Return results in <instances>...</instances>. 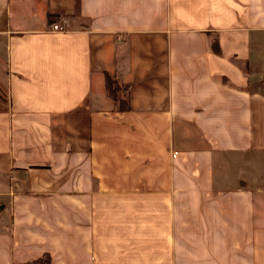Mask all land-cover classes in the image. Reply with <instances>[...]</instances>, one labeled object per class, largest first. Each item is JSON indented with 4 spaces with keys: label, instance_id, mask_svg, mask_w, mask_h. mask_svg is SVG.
I'll use <instances>...</instances> for the list:
<instances>
[{
    "label": "crops",
    "instance_id": "0c3cea01",
    "mask_svg": "<svg viewBox=\"0 0 264 264\" xmlns=\"http://www.w3.org/2000/svg\"><path fill=\"white\" fill-rule=\"evenodd\" d=\"M0 14V264H264V0Z\"/></svg>",
    "mask_w": 264,
    "mask_h": 264
},
{
    "label": "trees",
    "instance_id": "16d2710c",
    "mask_svg": "<svg viewBox=\"0 0 264 264\" xmlns=\"http://www.w3.org/2000/svg\"><path fill=\"white\" fill-rule=\"evenodd\" d=\"M107 86H108V90H110L109 91V93L112 95V96H114L115 95V86L113 85V82L108 78L107 79ZM124 101V102H123ZM123 101H121L122 103H123V106L125 105V107L124 108H122V106H121V108L122 109H128V105H127V101H126V99L125 100H123ZM120 105H122V104H120Z\"/></svg>",
    "mask_w": 264,
    "mask_h": 264
},
{
    "label": "built area",
    "instance_id": "2783aa9c",
    "mask_svg": "<svg viewBox=\"0 0 264 264\" xmlns=\"http://www.w3.org/2000/svg\"><path fill=\"white\" fill-rule=\"evenodd\" d=\"M53 30H63L62 27L58 26V25H53L52 27Z\"/></svg>",
    "mask_w": 264,
    "mask_h": 264
},
{
    "label": "rangeland",
    "instance_id": "374dc122",
    "mask_svg": "<svg viewBox=\"0 0 264 264\" xmlns=\"http://www.w3.org/2000/svg\"><path fill=\"white\" fill-rule=\"evenodd\" d=\"M0 18H1V14H0ZM217 170V169H216Z\"/></svg>",
    "mask_w": 264,
    "mask_h": 264
}]
</instances>
